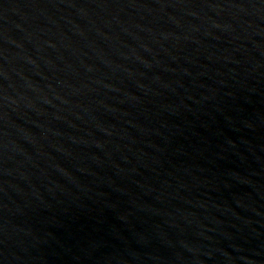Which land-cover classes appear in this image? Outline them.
Returning <instances> with one entry per match:
<instances>
[{
	"label": "water",
	"instance_id": "1",
	"mask_svg": "<svg viewBox=\"0 0 264 264\" xmlns=\"http://www.w3.org/2000/svg\"><path fill=\"white\" fill-rule=\"evenodd\" d=\"M0 264H264V0H0Z\"/></svg>",
	"mask_w": 264,
	"mask_h": 264
}]
</instances>
